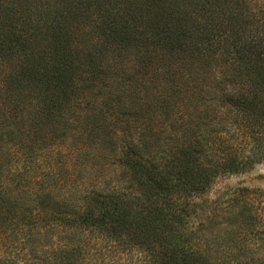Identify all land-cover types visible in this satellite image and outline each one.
I'll return each mask as SVG.
<instances>
[{
    "label": "trees",
    "instance_id": "obj_1",
    "mask_svg": "<svg viewBox=\"0 0 264 264\" xmlns=\"http://www.w3.org/2000/svg\"><path fill=\"white\" fill-rule=\"evenodd\" d=\"M259 1L0 0V172L9 169L0 173V264H48L7 254L42 244L53 248L51 264H74L85 247L55 249L54 223L118 243L130 236L150 264H209L172 233L191 194L263 162ZM62 139L110 152L126 187L56 204L58 179L26 166ZM8 148L21 153L6 163ZM245 211L244 233L247 202Z\"/></svg>",
    "mask_w": 264,
    "mask_h": 264
},
{
    "label": "rangeland",
    "instance_id": "obj_2",
    "mask_svg": "<svg viewBox=\"0 0 264 264\" xmlns=\"http://www.w3.org/2000/svg\"><path fill=\"white\" fill-rule=\"evenodd\" d=\"M258 4L264 7V0ZM86 149H71L67 140H57L47 149L38 151L32 164L27 163L26 171L29 175L38 171L40 180L48 182L56 177V188L49 189L52 200L71 208L81 206L85 200L82 191L90 188L105 192L122 191L127 182L123 179L120 164L112 154L94 147ZM4 152L1 160L6 163L15 161L16 153H21L13 148ZM6 165L0 173H6L9 177ZM46 169L52 170L53 175L49 178L42 173ZM11 171L14 174L19 169L13 167ZM68 177H71L70 181L63 180ZM20 195L26 196L24 193ZM187 201L190 207L189 213L184 215L183 227L180 225L181 229L178 227L172 233L179 244L190 247L194 256L209 261V264H264V159L246 172L219 175L204 192H194ZM245 202L251 205L254 215L252 226L244 233ZM52 226L55 230H50L48 236L52 237L55 249L67 246L69 241L84 245L81 254L72 256L74 264H150L146 261L148 250H143L144 246L130 236L122 239L125 243H118L113 238L102 239L91 233L84 235L81 230L63 228L56 223ZM140 236L142 238V233ZM42 245L34 251L28 246H15L17 250H9L7 254L17 259L9 257V260L17 263H38L39 260L51 264L53 252L50 251L53 248Z\"/></svg>",
    "mask_w": 264,
    "mask_h": 264
}]
</instances>
